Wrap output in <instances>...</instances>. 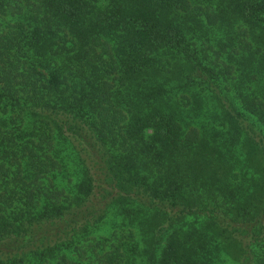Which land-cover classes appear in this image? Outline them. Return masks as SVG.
I'll return each instance as SVG.
<instances>
[{
    "label": "trees",
    "instance_id": "obj_1",
    "mask_svg": "<svg viewBox=\"0 0 264 264\" xmlns=\"http://www.w3.org/2000/svg\"><path fill=\"white\" fill-rule=\"evenodd\" d=\"M0 264H264V0H0Z\"/></svg>",
    "mask_w": 264,
    "mask_h": 264
}]
</instances>
